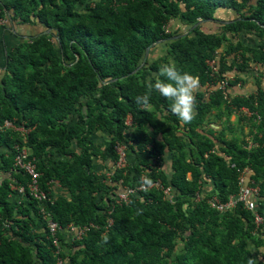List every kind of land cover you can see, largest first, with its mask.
<instances>
[{
  "label": "trees",
  "instance_id": "trees-1",
  "mask_svg": "<svg viewBox=\"0 0 264 264\" xmlns=\"http://www.w3.org/2000/svg\"><path fill=\"white\" fill-rule=\"evenodd\" d=\"M220 10L231 16H217ZM1 17L40 26L7 52L0 122L24 119L31 127L26 145L50 199L11 189L29 176L13 164L20 135L0 131V264L56 262L40 208L62 227L94 223L80 239L57 231L66 246L63 264H264V227L254 226L253 211L239 202L218 211L206 202L211 195L226 201L238 187L235 168L247 166V178L258 188L255 212L264 211V91L258 69L264 65V0H0ZM213 57L218 69L210 72L205 60ZM169 61L198 78L191 123L179 120L169 110L171 101L155 90L147 110L134 102ZM254 63V93L230 96L228 86L238 77L226 72L251 70ZM223 78L227 97L218 87ZM239 106L251 112L238 119H245L257 144L246 147L241 135L219 138L223 146L215 147L201 125L216 110L227 124ZM116 141L128 146L127 166L108 177ZM164 150L169 175L157 164ZM98 157L106 165L102 172L96 170ZM141 170L169 184L171 199L149 188L116 204L117 190L135 185ZM204 178L212 189H202ZM53 179L61 191L56 197Z\"/></svg>",
  "mask_w": 264,
  "mask_h": 264
},
{
  "label": "built area",
  "instance_id": "built-area-1",
  "mask_svg": "<svg viewBox=\"0 0 264 264\" xmlns=\"http://www.w3.org/2000/svg\"><path fill=\"white\" fill-rule=\"evenodd\" d=\"M6 18L1 17L0 18V25H2L5 22ZM206 65L210 67V72H214L218 69L217 66V58H209L205 60ZM252 69H257V64H252ZM262 72L264 74V65L261 68ZM226 78H223L220 80L218 87L221 89V93L224 97H227V91H226ZM206 86V84H205ZM232 113L234 115L243 114L246 117L251 114L250 110L247 109L245 106H239L238 108H235ZM259 117L256 115L254 120H258ZM132 118L131 115L128 114L125 118L126 124H131ZM31 127L27 126L25 123V120H18L15 118H5L0 122V131L4 130H11L12 132H17L20 135V141H16L13 145L15 148V154L13 157V164L18 169H22L28 176L29 180L23 184L21 182L11 183V189L16 191V193L20 194V196H33L38 201H44V199H50L47 197V192L39 186V176L40 173L36 169V165L34 162V157H30V151L29 147L26 145L27 136L30 131ZM246 147L255 146L257 143L255 140L251 138V134H249L246 137ZM127 149L128 146L126 143L116 141L114 145V151L117 154V158L115 163L113 164V168H111L110 171H107L106 174L108 177H110L114 170L116 168L124 169L127 166ZM230 167H234V163H229ZM237 172L236 180H237V190L235 193L228 195L226 201H219L215 195H211L206 199V202L208 205L212 208H215L218 211H223L225 209L231 208L235 203H241L244 208L250 209L253 211V223L254 226L257 228H263L264 227V211L262 214L255 212V199L253 197H256L258 188L251 184L252 181L247 178L248 175V167L242 166L240 168H235ZM141 176H145V173L143 170L140 171L138 181L135 185H122L121 189L117 190L114 199L115 203H121V202H127L129 200V197L139 191L144 190V188L139 183ZM152 180V179H151ZM54 183H58L57 180H52ZM122 179H120V182ZM153 183L149 188H155L161 191L162 196L166 197L168 200L172 197V189L169 184H162L160 179L156 178L152 180ZM250 183V184H249ZM28 193V194H27ZM197 197V193L195 192V198ZM39 215L40 219H42L43 223H45V227L48 230V234L52 238V242L55 245L56 249L55 252L58 253L60 250V241L57 237V231L62 230L66 232L69 235V238L71 240L74 239H80L83 235L86 234V232L89 230L90 227L94 226L93 222L84 223V224H77L74 222H69L65 227H62L55 219L51 218V213L45 208L39 209ZM112 220L107 219V225H111ZM62 258L60 256H57V260L55 264H61Z\"/></svg>",
  "mask_w": 264,
  "mask_h": 264
},
{
  "label": "crops",
  "instance_id": "crops-1",
  "mask_svg": "<svg viewBox=\"0 0 264 264\" xmlns=\"http://www.w3.org/2000/svg\"><path fill=\"white\" fill-rule=\"evenodd\" d=\"M5 22L0 25V82L1 78L4 75V68L6 67V58H7V52L16 44L20 43L21 41L28 38L30 34H33L34 32H38L39 25L37 24H29V23H13L9 24L7 17H5ZM152 56H155L159 54L157 51L151 53ZM254 69L246 70V71H238L236 68H232L231 70H228L226 74L229 75V77H232V75L236 74V77H238L237 80L234 81V83L230 84L228 86V93L230 96L235 95H242L246 93H254L255 91V74L257 75ZM260 87L264 91V74L261 75L260 81H259ZM201 90L207 89V85L200 86ZM199 89V86L198 88ZM195 90V92L197 91ZM194 92V93H195ZM205 94V93H204ZM218 113L214 114V112H211L207 115V120L204 122V124L201 125V133H205L207 136H209L212 140H214V146L218 148V146H223V141L219 138L227 139L229 136H236V138H240L241 135L246 138L248 133V126L247 122H245V119H238V115H234L233 113L228 115V121L229 123L226 124L225 115L220 114L218 110H216ZM210 130V131H209ZM98 142H101L98 140ZM1 150V149H0ZM132 156H134V153L132 152ZM102 158H96L95 164H96V170L98 172H102L105 170V163H103L101 160ZM159 165V168L163 170V172L168 173L169 175V169H170V158H169V152L167 150H164L161 159L157 162ZM4 176V174L0 173V177ZM187 176L189 174L187 173ZM212 186H209V180L203 179L202 182V189H212ZM60 189L57 183L54 184L53 191L51 192L53 197H56L60 193Z\"/></svg>",
  "mask_w": 264,
  "mask_h": 264
},
{
  "label": "clouds",
  "instance_id": "clouds-1",
  "mask_svg": "<svg viewBox=\"0 0 264 264\" xmlns=\"http://www.w3.org/2000/svg\"><path fill=\"white\" fill-rule=\"evenodd\" d=\"M163 77L164 79H161ZM199 86L198 78L188 72H181L177 69L174 61H169L160 65L158 76L154 82L149 81L146 85V91L143 94H138L134 97V102L141 110H147L152 91L155 90L160 93L165 99L170 100L169 110L184 123H191L195 118V103L194 92ZM247 142V141H246ZM251 147V146H250ZM139 183L147 191L148 187L152 185L153 181L147 176H141ZM140 214V210L137 211ZM64 232V231H63ZM66 233V232H65ZM49 235V234H48ZM69 237V235L66 233ZM52 242V238L48 236ZM59 238V236L57 235ZM107 236L102 237L103 241H107ZM60 250L58 253H54L62 258L64 263L65 258L61 255V252L66 248L65 244L59 239ZM56 263V262H55ZM54 263V264H55ZM248 264H255L254 260L249 259Z\"/></svg>",
  "mask_w": 264,
  "mask_h": 264
},
{
  "label": "water",
  "instance_id": "water-1",
  "mask_svg": "<svg viewBox=\"0 0 264 264\" xmlns=\"http://www.w3.org/2000/svg\"><path fill=\"white\" fill-rule=\"evenodd\" d=\"M48 30H45V31H43V32H47ZM172 37V36H171ZM155 42H157V41H154L153 43H150V44H148L146 47H145V50H144V53H143V56H142V60H141V62H140V64L144 61V59H145V57H146V55H147V51H148V48L152 45V44H154ZM139 64V65H140ZM139 66H137L134 70H132L131 72H129V74L130 73H133L134 71H136V69L138 68ZM103 82H106V81H103Z\"/></svg>",
  "mask_w": 264,
  "mask_h": 264
},
{
  "label": "rangeland",
  "instance_id": "rangeland-1",
  "mask_svg": "<svg viewBox=\"0 0 264 264\" xmlns=\"http://www.w3.org/2000/svg\"><path fill=\"white\" fill-rule=\"evenodd\" d=\"M217 16H219V17H223V18H228V17L231 16V13L228 12V11L220 10V11H218ZM159 47H160V46H159ZM205 123H206V122H205ZM204 125H205V124H204Z\"/></svg>",
  "mask_w": 264,
  "mask_h": 264
}]
</instances>
